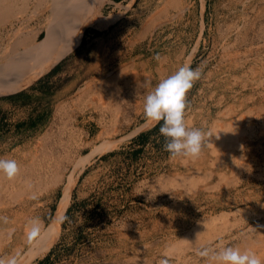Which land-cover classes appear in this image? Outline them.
Listing matches in <instances>:
<instances>
[{
  "label": "rangeland",
  "instance_id": "374dc122",
  "mask_svg": "<svg viewBox=\"0 0 264 264\" xmlns=\"http://www.w3.org/2000/svg\"><path fill=\"white\" fill-rule=\"evenodd\" d=\"M167 1L108 0L102 12L120 13L115 23L102 29L89 26L66 40L38 78L0 95V158L15 160L17 177L31 180L37 189L32 196L31 188H16L18 198L9 197V208L19 206L23 222L33 215L47 224L83 156L103 140L126 136L83 167L59 238L30 264L50 251L42 264H160L164 258L169 264H191L206 259L198 254L201 250L228 247L226 234L236 242L264 230V80L258 78L264 79V36L257 48L237 37L233 27L244 23L240 0H181L187 8L180 15ZM261 3L247 8V18ZM36 19L26 22L27 34ZM159 19L164 24L143 33L146 21ZM45 34V29L34 32L37 40ZM253 39L251 34V44ZM190 53L188 64L202 76L187 94L186 122L213 136L199 159L172 158L164 150L159 125L145 118L143 105L145 96L178 71ZM256 55L262 66L258 71L250 68ZM111 74L116 75L110 79ZM88 81L99 87L92 96L84 94L79 108L75 100ZM251 94L255 99L248 100ZM230 121L233 133L243 137L236 146L226 145L229 137L220 128ZM141 124L140 132L156 126L144 144L132 142L135 135L127 137ZM226 177L234 178L233 185L243 181L237 188L240 196L223 182ZM231 209L238 212L227 227L222 220L215 228L201 227L210 216ZM15 216L9 214L12 220ZM178 254L186 259L179 260ZM0 260L7 262L1 253Z\"/></svg>",
  "mask_w": 264,
  "mask_h": 264
},
{
  "label": "bare ground",
  "instance_id": "6f19581e",
  "mask_svg": "<svg viewBox=\"0 0 264 264\" xmlns=\"http://www.w3.org/2000/svg\"><path fill=\"white\" fill-rule=\"evenodd\" d=\"M107 1L108 0H0V95L14 92L19 87L23 86L24 84L26 85L27 82L38 77V75L42 72L44 65L51 62L53 55L58 52L60 47L65 45L66 40H72L76 34L82 33L89 26L102 29L115 23L121 14H104L102 12V8ZM258 1H263L264 3V0H240L243 6V13L241 15L244 18V23L240 25L236 23V25L233 27V29L235 28L234 32H237V37L242 38L241 41L247 42L248 46L255 45L256 48L258 46L260 47L259 37L263 39L264 36V4L261 3V7H259L260 4L257 6V9L258 7L259 9H256V13L253 14L254 16L251 18L249 17L252 15L247 18L249 15L247 13V8L251 9L252 6ZM167 2L176 6L178 9V15L183 14L187 8V6L182 4L181 0H168ZM201 3L203 8V1ZM169 6L167 5V7ZM161 9L164 8L161 7ZM162 11L164 12V10H161L160 12ZM157 13L160 16V13ZM34 18L38 19H36L38 23L37 25L31 26L29 29L32 31L27 34L26 29L28 27H26V22L29 21V19ZM159 18L162 19V17ZM161 19L149 24H147V21L145 20L146 24L144 22L143 24L146 26L144 25L145 30L143 33L149 29L152 30L160 23L164 24L163 21L165 20L162 21ZM41 29H45L46 34L41 40H37L38 37H36L37 35L34 36V32ZM251 34L254 38L252 44L249 42V37ZM263 41L264 39L262 42ZM252 47L253 46H251V48ZM192 53H190L186 58L185 63H189ZM259 58L260 57L257 55L253 58L254 63L250 68L256 71L261 69L262 66L258 61ZM125 68L124 70L126 73L127 69ZM115 75L116 74H111L110 79H112V77L114 78ZM258 78L260 79V83H262L264 79L260 75H258ZM235 79L238 80V78ZM98 84L99 83H94L91 81L88 83L86 82L80 93H89L92 96V94L96 93L95 91H97V88L99 87ZM260 93L263 92L260 91L257 94L259 95ZM78 95L80 96V94ZM90 95H88V97ZM254 97L255 96L251 94L249 95L248 100L253 99ZM92 103L94 104L93 100ZM231 105L234 109V104L231 103ZM228 110L229 109H225L223 111ZM217 121L220 124L224 120L218 119ZM233 123L234 121L227 123L224 122L222 127L220 125V128H223L229 137V140H226V145L230 143L231 145L236 146L243 137L240 135L237 136L238 133L237 135L233 133ZM154 124L155 123L153 122L152 125ZM142 129H144L143 124L134 129L130 134L127 135V137L138 134ZM76 137L77 135L74 137L75 142H77ZM125 137L126 136L116 139L113 138L112 140H103V142L95 145L89 154H87L85 157L83 156L84 159L74 168L70 174L68 173L69 175L62 188V196L57 203L51 220L45 225H43L38 219L34 218L33 215L32 219L30 218L29 220L23 222L21 217H19L21 208L19 206H17L15 210H11L9 208L11 203L9 197L18 198L20 195L19 193H14L15 189L19 188L22 191L25 190L27 186L28 188H31L30 194L34 196L37 193L34 183L29 179L22 181L19 179L21 177L9 180L5 175L0 174V253L4 259L7 261L9 259H15L16 264H30L35 259L43 256L50 250V248L59 238L63 215L66 212V209H68L67 207L69 205V198L71 197V193L78 182L79 175L82 172L83 167L87 163H90L96 155H103L113 150ZM241 161L242 160H240V162ZM78 170L80 171L79 173H77ZM223 182L231 187H235V189L238 190L236 196H240L241 190L237 188L240 184V186H242L243 181H239L237 184L235 183V185H233L234 178L226 177ZM44 198H46V196ZM232 201H235V199ZM236 212H238V210L235 211L234 209H231L229 211L222 212L218 216H210L201 227H208L209 229L215 228L214 225L217 220H222L224 226L227 227L229 224H231V216ZM9 214L16 215L14 217L15 219L12 220L11 217H9ZM33 220L37 221L39 224L40 230L37 233L31 232V222ZM5 228L7 229L5 230ZM198 231L200 230L198 229ZM205 234H207V232ZM226 235H224L225 240H223L224 243H227L226 246L238 247L241 249V251L250 249L255 251L262 259H264V230H260L257 234L254 233L245 236L244 238H240L236 242H234V239H231L230 237L227 238ZM228 242L230 243L228 244ZM219 244H221V242ZM220 247L223 246L220 245ZM178 256L179 260L186 259L184 258L183 254H178ZM191 264H215V262L206 257V259H203L202 261L195 259Z\"/></svg>",
  "mask_w": 264,
  "mask_h": 264
},
{
  "label": "clouds",
  "instance_id": "9594fccd",
  "mask_svg": "<svg viewBox=\"0 0 264 264\" xmlns=\"http://www.w3.org/2000/svg\"><path fill=\"white\" fill-rule=\"evenodd\" d=\"M201 76L199 68L193 69L185 63L174 74L160 80L145 96L143 114L147 120L159 125V133L165 138L164 150L172 158H198L209 136H213L200 128H190L186 122V97ZM19 172L15 160L0 158V174L12 180ZM149 198H152V192ZM31 223V232H39L38 222L33 220ZM198 254L210 258L215 264H264V259L255 251H241L238 247H223L219 251L204 249ZM0 264H5V261L0 260ZM6 264H16V261L9 259ZM160 264H169V259H162Z\"/></svg>",
  "mask_w": 264,
  "mask_h": 264
},
{
  "label": "trees",
  "instance_id": "16d2710c",
  "mask_svg": "<svg viewBox=\"0 0 264 264\" xmlns=\"http://www.w3.org/2000/svg\"><path fill=\"white\" fill-rule=\"evenodd\" d=\"M156 126H153L152 128L150 129H147L145 131H142L140 133H138L137 135H135L131 141L132 142H136V141H139V142H142L143 144L145 143V138L148 134H150L154 129H155ZM51 253V251H50ZM50 253L48 255H46L45 258H43L42 260H39L37 261V264H42V262H47L50 258Z\"/></svg>",
  "mask_w": 264,
  "mask_h": 264
},
{
  "label": "crops",
  "instance_id": "0c3cea01",
  "mask_svg": "<svg viewBox=\"0 0 264 264\" xmlns=\"http://www.w3.org/2000/svg\"><path fill=\"white\" fill-rule=\"evenodd\" d=\"M84 31H85V30H84ZM84 31H83V32H84ZM83 32H82V33H83ZM82 33H81V34H82ZM79 35H80V34H79ZM79 35H78V36H79ZM78 36H77V37H78ZM77 37H76V38H77ZM76 38H75V40H76ZM75 40H74V42H75ZM74 42H73V45H74ZM73 45H72V46H73ZM72 46H71V48H72ZM71 48H70V49H71ZM70 49L68 50V52L70 51ZM68 52H67L62 58H64V57L68 54ZM62 58H61V59H62ZM61 59H59V60H58L53 66H55V65H56ZM53 66H52V67H53ZM52 67H51V68H52ZM51 68H50V69H51ZM50 69H49V70H50ZM46 72H47V71H46ZM46 72H44V73H46ZM44 73H43V74H44ZM38 77H39V76H38ZM38 77H37V78H38ZM35 79H36V78H35ZM35 79H34V80H35ZM34 80H32V81L26 83V85L24 84L23 86H21V87H19L18 89H16L14 92H16V91H18V90H20V89L26 87L28 84H30V83L33 82ZM88 82H89V81H88ZM88 82H87V83H88ZM85 84H86V83H85ZM84 86H85V85H84ZM84 86H83L82 88L79 89V93H78V94H80V96L78 95L77 99L75 100L76 103L78 104V107H79V108L82 106V105L80 104V102L85 100V97H84V94H85V93H82V94L80 93V91L84 88ZM11 93H13V92H11ZM8 94H10V93H8ZM3 95H7V94H3ZM81 97H82V98H81Z\"/></svg>",
  "mask_w": 264,
  "mask_h": 264
}]
</instances>
